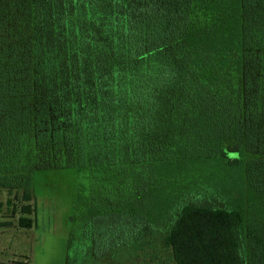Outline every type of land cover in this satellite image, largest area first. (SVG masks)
I'll return each mask as SVG.
<instances>
[{
    "label": "trees",
    "instance_id": "1",
    "mask_svg": "<svg viewBox=\"0 0 264 264\" xmlns=\"http://www.w3.org/2000/svg\"><path fill=\"white\" fill-rule=\"evenodd\" d=\"M76 168L116 179L89 210L113 218L98 259L264 264V0H0V189L22 193L20 227L35 174Z\"/></svg>",
    "mask_w": 264,
    "mask_h": 264
},
{
    "label": "rangeland",
    "instance_id": "2",
    "mask_svg": "<svg viewBox=\"0 0 264 264\" xmlns=\"http://www.w3.org/2000/svg\"><path fill=\"white\" fill-rule=\"evenodd\" d=\"M113 182L109 172L90 168L36 173L31 229L19 225L22 193L0 189V264H140L125 252L101 259L94 252L92 229L102 237L99 227L111 228L113 218L91 222L89 210L113 197Z\"/></svg>",
    "mask_w": 264,
    "mask_h": 264
}]
</instances>
